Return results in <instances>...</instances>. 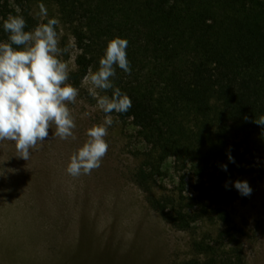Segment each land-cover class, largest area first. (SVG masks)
<instances>
[{
  "label": "rangeland",
  "instance_id": "rangeland-1",
  "mask_svg": "<svg viewBox=\"0 0 264 264\" xmlns=\"http://www.w3.org/2000/svg\"><path fill=\"white\" fill-rule=\"evenodd\" d=\"M112 3L81 0L70 14L53 0L35 1L33 14L40 24L48 18L60 22L59 47L68 49L60 58L68 62L69 73L80 53L74 36L78 28L86 33L89 54L98 56L91 71L98 70L113 38L137 33L141 44L147 43L148 24L154 22L143 18L137 0L125 6H120L122 0ZM132 61L130 73L116 67V78L137 83L154 66V61ZM67 83L73 85L69 79ZM87 87L83 82L76 103L68 105L75 118V140L55 137L53 125L29 160L18 156L14 142L0 141V264H183L196 256V240L241 255L243 264H264V167L259 158L264 157V138L256 135L250 141L256 157L247 156L244 170L232 180L221 181L215 171L198 179L191 163L168 157L147 192L135 182L134 173L150 155L149 145L132 121H122L113 112L101 166L74 178L66 172L70 157L88 139L87 129L105 116ZM237 180L248 182L250 195L240 194L234 187ZM151 197L172 199L193 211L191 228L172 225L150 204ZM206 208L224 210L227 220L205 213Z\"/></svg>",
  "mask_w": 264,
  "mask_h": 264
},
{
  "label": "trees",
  "instance_id": "trees-1",
  "mask_svg": "<svg viewBox=\"0 0 264 264\" xmlns=\"http://www.w3.org/2000/svg\"><path fill=\"white\" fill-rule=\"evenodd\" d=\"M35 1L0 0V42H8L3 22L10 15L25 19V31L40 24L33 14ZM53 1L70 14L81 3ZM125 4L133 3L122 0L120 6ZM137 10L154 23L148 24L145 45L137 33L127 34L132 49L127 58L130 64L136 59L154 61L153 69L137 83L112 79L132 101L127 112L114 113L132 121L151 153H157L143 161L134 173L135 182L150 191L168 157L191 163L198 179L212 171L221 181L234 179L244 170L247 156L256 157L250 141L256 135L264 138V125L256 123L264 116V0H137ZM74 36L80 53L69 81L79 88L98 56L89 54L83 28ZM259 158L264 167V157ZM222 165H227L226 171ZM149 202L176 228L188 230L196 219L193 211L172 199L151 197ZM170 204L171 212L166 211ZM208 209L205 213L227 220L224 210ZM192 249L196 256L183 264H243L241 255L206 241H194Z\"/></svg>",
  "mask_w": 264,
  "mask_h": 264
},
{
  "label": "clouds",
  "instance_id": "clouds-1",
  "mask_svg": "<svg viewBox=\"0 0 264 264\" xmlns=\"http://www.w3.org/2000/svg\"><path fill=\"white\" fill-rule=\"evenodd\" d=\"M42 15H46L43 10ZM59 23L58 19L50 18L25 31L22 16L10 15L3 22L9 36L8 42H0V141L14 142L18 156L24 160H29L31 150L43 145L53 125L55 137L76 139L75 118L68 105L76 103L79 89L67 83L69 64L60 57L68 49L59 47ZM127 47L125 38L109 40L98 70H90L84 77L89 95L96 99V107L105 116L102 123L87 129L88 139L71 155L66 172L74 178L90 175L101 166L109 148L105 137L114 122L112 113H125L132 105L130 97L112 82L117 66L131 72ZM108 90H112L111 96L101 95ZM256 123L264 125V116ZM229 161L235 162L230 154ZM222 168L226 171L227 165ZM234 187L243 196L252 192L247 181L237 180Z\"/></svg>",
  "mask_w": 264,
  "mask_h": 264
}]
</instances>
